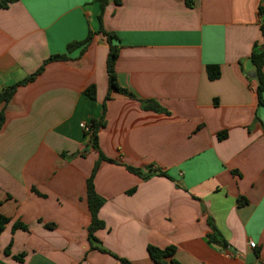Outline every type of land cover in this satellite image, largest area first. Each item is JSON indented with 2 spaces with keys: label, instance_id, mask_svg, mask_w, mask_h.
<instances>
[{
  "label": "crops",
  "instance_id": "crops-1",
  "mask_svg": "<svg viewBox=\"0 0 264 264\" xmlns=\"http://www.w3.org/2000/svg\"><path fill=\"white\" fill-rule=\"evenodd\" d=\"M261 1L106 5L101 26L117 39L118 85L167 114L112 92L98 148L108 159L159 169L168 179L142 181L102 162L93 178L104 200L97 212L104 228L93 233L97 247L130 264H155L147 246L173 247L178 264H264V104L257 106L255 81L245 75L253 71L251 47L261 43ZM98 9L93 0H18L0 9V91L92 34L82 52L75 48L68 60L47 64L4 106L0 216L8 222L0 231V264H119L90 249L86 233L85 180L97 155L79 125L87 129L100 117L107 90ZM208 65L218 67L216 80L206 78ZM88 85L94 100L82 94ZM82 150L83 157L72 156ZM239 198L245 204L238 206ZM207 218L214 244L206 242ZM14 223L26 230H12Z\"/></svg>",
  "mask_w": 264,
  "mask_h": 264
},
{
  "label": "trees",
  "instance_id": "trees-1",
  "mask_svg": "<svg viewBox=\"0 0 264 264\" xmlns=\"http://www.w3.org/2000/svg\"><path fill=\"white\" fill-rule=\"evenodd\" d=\"M18 0H0V9L5 10L8 8L10 4H13L17 2ZM98 5V15L96 16V20L98 23V28L95 34L100 35L105 44L107 45V54L105 58L104 63V70L106 75V84H107V90L106 94L104 95L101 108L102 112L98 119H91L89 121V125L85 131V134L88 136V145L90 149H92L94 152H96V161L93 163V166L91 168L89 176L85 180V201H86V207L89 214V225L86 229L87 233V241L89 243L90 249H95L101 253L109 254L112 258L117 260L119 264H130L128 261H126L123 258H118L105 250L101 249L100 247H97L98 244L97 241L93 238V233L97 230L103 229L104 225L101 221L97 219V212L101 208V206L104 203V200L100 198L95 192L93 188V178L95 173L97 172L100 164L102 162L105 163H113L117 164L118 162L108 159L104 157V155L100 152L98 145H97V132L99 129H101L104 126V107L105 102L108 101L111 98V93L114 92L120 96H123L128 99H132L138 102L140 108L144 111H151L154 113L159 114H167L165 110H163L155 101L152 100H137L129 91L126 89L120 87L116 81V74L114 71V63L117 58L118 53V47L115 44L117 41L114 34L110 32H106L103 30L101 26V16L104 8L108 3H112L114 5L118 4V0H93ZM185 4L187 6H190L189 0H184ZM256 15L258 16L260 23H259V32L261 37V43L259 45L253 44L250 50V54L248 57V60L252 66V70L254 72V81H255V96H256V103L257 106H261L264 104V100L262 98V92L264 89V76L262 74V67H264V0L261 1L260 5L256 9ZM92 34L90 32H87L86 37L79 42H71L68 43L65 46L66 54L70 53L73 49L80 47L82 52L86 46L90 43ZM66 54L61 55H51L46 60L42 62V64L30 75L25 77L24 79L16 82L15 84L5 87L0 91V128L3 124L4 118H3V109L4 106L10 101L11 97L13 96L15 90L17 87L24 86L30 82H32L37 76H39L44 67L52 62H63L68 60V57ZM205 74L206 78L209 81L216 80L219 77V70L218 67L215 65H208L205 66ZM94 93L95 89L93 85H88L84 88L82 91V94L87 97L90 100H94ZM254 121H257L255 118ZM225 137V133H219L217 134V139L221 140ZM263 138H264V132H263ZM86 153V150H82L80 153H77L72 156H80L83 157ZM120 164V163H118ZM125 168V170L135 176H137L140 180L145 181L148 178L152 176L162 177L168 179L166 174L159 169H151L150 167H146L144 169H137L132 168L129 166H125L120 164ZM133 190L129 191L128 193H132ZM245 204V200L239 198L237 199V205L241 206ZM8 222L7 218H4L0 216V231L2 230V227L4 224ZM206 224L210 230V232L206 235V242L208 244H214L216 243L215 235L216 230L209 218L206 219ZM46 227L51 228V225H46ZM15 229H21L23 231L26 230V227L20 223H14L12 225V230ZM147 254L150 258V260L155 264H178L176 261L172 259V256L174 254V248L173 247H166L163 249L154 248L152 246L146 247ZM5 254H7V250H5ZM14 260L20 261L21 256L13 257Z\"/></svg>",
  "mask_w": 264,
  "mask_h": 264
},
{
  "label": "water",
  "instance_id": "water-1",
  "mask_svg": "<svg viewBox=\"0 0 264 264\" xmlns=\"http://www.w3.org/2000/svg\"><path fill=\"white\" fill-rule=\"evenodd\" d=\"M246 77L249 79H254L255 75L253 71H248L247 73H245Z\"/></svg>",
  "mask_w": 264,
  "mask_h": 264
},
{
  "label": "built area",
  "instance_id": "built-area-1",
  "mask_svg": "<svg viewBox=\"0 0 264 264\" xmlns=\"http://www.w3.org/2000/svg\"><path fill=\"white\" fill-rule=\"evenodd\" d=\"M79 127H80L81 129H83L84 131H86V128H85L84 124H80Z\"/></svg>",
  "mask_w": 264,
  "mask_h": 264
}]
</instances>
